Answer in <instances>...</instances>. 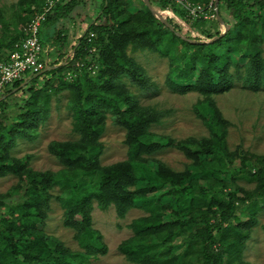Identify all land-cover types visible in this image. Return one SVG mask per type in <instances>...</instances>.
Returning a JSON list of instances; mask_svg holds the SVG:
<instances>
[{
    "label": "trees",
    "instance_id": "trees-1",
    "mask_svg": "<svg viewBox=\"0 0 264 264\" xmlns=\"http://www.w3.org/2000/svg\"><path fill=\"white\" fill-rule=\"evenodd\" d=\"M45 1L36 12L41 11ZM221 2L225 3L234 25H229L222 36L210 41L220 34L221 24L216 17L213 19L215 31L208 28L205 19L190 22V29L197 34L192 37L190 30L182 31L172 17L166 16L174 29L185 37L182 38L153 16L142 0L145 13L156 26L155 35L177 40L185 48H198L190 55L184 52L181 58L178 78L179 85L185 89L198 87L213 92L229 87L225 69L228 52H222L223 44L229 47L230 41L234 45L243 43L248 49L252 48L257 57L255 24L259 22L256 19H264V0H218V12L222 17ZM150 3L158 11L169 5L168 0H150ZM79 4L80 0H59L47 12L39 28V40L42 45L52 48L51 53L55 54L45 66L49 69L15 82L13 89L6 92L7 96L26 81L27 86L40 79L44 85L59 80L57 89L67 87L73 91V129L80 133V139L49 144L50 152L64 165V169L56 173L35 171L17 160L5 162V157L0 156V176L16 174L23 182L21 191L17 190L12 198L8 197L7 202L0 199V207L5 206V212H0V264H85L90 256L104 252L101 235L91 226L93 201L101 209L113 205L119 216L134 204L149 212L148 216L131 223L134 234L118 247L135 264H249L240 258L248 229L240 226L241 216L246 217L245 223L254 221L258 201L264 202V157L252 162L251 155L244 154L239 158V166L234 167L233 156L228 152L224 139L225 128L219 123L214 108L206 104L202 111L206 114L210 137L204 138L197 149L189 148L183 142L178 145L189 157H195L191 168L179 174L171 172L163 164H159L156 170L148 169L143 156L154 153L170 140L160 139L149 130L150 125L158 121L153 108L139 106L125 89L114 85L113 76L117 71L114 67L126 68L133 81L146 90L156 86L148 83L142 70L123 56L119 47L130 38H124L119 31L110 0H101L95 20L87 24L74 45L66 48L68 39L62 31L61 21L72 18ZM256 6L258 14L248 19V10ZM171 9L184 16L181 9L174 6ZM100 15L109 21L97 22ZM90 32L94 37L88 41ZM24 36L25 32L0 44V57ZM195 59L203 62V68L197 81L189 84ZM77 62L84 65L79 68ZM91 64L95 67L89 69ZM68 71L76 73L73 81L66 79ZM255 72L253 70V75ZM28 89L33 93L31 86ZM3 99L0 98V131L4 129L2 114L6 108ZM106 111H110L116 123L126 130L127 159L101 165L98 161L101 150L98 137L104 127ZM35 114L30 113V121ZM203 154L205 158H202ZM247 159L250 164L245 163ZM237 178L254 181L256 185L252 190H243L237 186ZM166 183L172 190L168 203L162 205L159 190ZM54 185L62 191L64 223L76 229L75 239L82 251H72L38 229L46 215L50 197L48 190ZM75 215L80 216L79 221L74 219ZM164 215L168 218L163 219ZM262 229L264 232V225ZM180 236L182 240L175 244L174 240ZM178 248L181 250L176 252Z\"/></svg>",
    "mask_w": 264,
    "mask_h": 264
},
{
    "label": "rangeland",
    "instance_id": "rangeland-1",
    "mask_svg": "<svg viewBox=\"0 0 264 264\" xmlns=\"http://www.w3.org/2000/svg\"><path fill=\"white\" fill-rule=\"evenodd\" d=\"M44 1L0 0V44H5L25 32L37 7ZM110 1L114 20L119 23V31L125 36L124 38H130L124 40L122 47H119L122 48L123 56L137 69L142 70L144 79L156 87L144 89L138 82L133 81L126 68L121 69L118 65L114 67L117 70L113 76L114 85L125 89L139 106L153 108L157 113L158 121L152 123L149 130L160 139L170 140L169 144L154 153L143 156L146 159L145 166L156 170L159 164H163L176 174L186 173L191 168V164L196 161L195 157H189L178 145L183 142L189 148L197 149L204 138L210 137V128L205 121L206 114L202 111L206 104L214 108L216 115L219 116V123L225 128L224 139L228 152L233 156L234 167L239 166V158L244 154L251 155L252 162L257 158H263L264 25L262 23L264 24V19H256L259 22L255 24L258 34L255 46L257 57L253 49H248L243 43L234 45V42L230 41L229 47L223 44L222 52H228L225 69L229 87L207 92L198 87L185 89L179 85L178 74L184 52L190 55L198 48H185L177 40L171 41L164 35H155L156 26L145 13L142 0ZM200 1L209 3L211 0ZM100 3L101 0H80L73 17L61 21L62 31L68 39L66 48L71 47L72 41L76 42L87 24L95 20ZM220 12L225 25H234L224 2H221ZM248 12L247 18H254L258 14V6L251 7ZM99 21L108 22L109 18L100 15L97 22ZM207 21L208 28L215 31L213 18ZM211 23L213 25H210ZM176 24L182 31L187 30L184 23L176 22ZM219 28L220 33L223 32L224 26L220 25ZM133 37L135 41H132ZM201 39L209 42L203 37ZM51 52L52 48L49 58H46L48 63L55 57ZM110 59L112 61V57ZM202 68L203 62L195 59L193 78L189 84L197 81ZM253 70H256L254 75ZM59 83V80H53L44 85L40 79L27 86L24 84L21 91L7 99L2 114L4 129L0 131V156L5 157V162L11 159L21 161L35 171L56 173L64 169V165L50 152L48 146L53 141H78L80 133L73 129L74 115L71 107L73 91L67 87L57 89ZM30 86L33 93L28 89ZM30 113H36L32 121L29 119ZM125 133V128L116 123L115 116L110 111H106L104 127L98 137L101 144L98 161L101 165H110L127 159ZM202 158H205V154ZM245 163L250 164V160L247 159ZM236 183L243 190H252L256 185L254 181L249 182L245 178H237ZM22 185L23 182H20L16 174L1 175L0 199L7 202L8 197L12 198L17 190L21 191ZM171 190L172 187L168 183L159 190L161 194L159 200L162 205L168 203ZM48 192L50 197L46 215L43 222L38 225V229L48 238L58 240L64 247L72 251H82L75 239L76 229L64 223L65 209L60 199L61 189L58 185H54ZM196 192L195 190L194 193ZM258 204L254 221L245 223L246 217L241 216L240 226L248 229L243 239L240 258L249 264H264L262 229L264 202L260 200ZM0 212H5V206L0 207ZM90 215L91 226L100 233L105 251L90 256L85 264H135L129 261L118 247L122 241L134 234L131 223L137 218L148 216L149 212L140 205L134 204L123 216H119L113 205L101 209L97 202L93 201ZM162 218L168 217L164 215ZM74 219L79 221L80 216L75 215ZM182 238V236L177 237L174 243L179 244ZM180 250L178 248L176 252Z\"/></svg>",
    "mask_w": 264,
    "mask_h": 264
},
{
    "label": "built area",
    "instance_id": "built-area-1",
    "mask_svg": "<svg viewBox=\"0 0 264 264\" xmlns=\"http://www.w3.org/2000/svg\"><path fill=\"white\" fill-rule=\"evenodd\" d=\"M59 0H46L40 12H35L25 28V36L14 42L10 50H6L0 57V98H3L5 93L13 89L15 82H21L27 79L30 75L41 72L48 64L47 57L51 48L42 45L39 40V28L48 11ZM150 1V0H149ZM156 1V0H151ZM169 5L165 6L163 10L158 11L162 16L172 17L174 21L184 23V27L190 30V34L194 37L197 34L190 29V22L196 19H214L216 14L214 12V0L209 3L195 2L193 0H168ZM151 4V3H150ZM171 6L177 7L184 12V16L174 13ZM165 16H163L165 18ZM166 19V18H165ZM182 20V22H181ZM176 22H174L176 24ZM186 23V24H185ZM94 37V33L90 32L87 40L90 41ZM94 51V49H91ZM84 65L83 62L76 63L79 68ZM94 64L89 66V69L94 68ZM76 73L68 71L66 79L73 81ZM22 83L21 87H24ZM20 91V90H17ZM4 100V99H3ZM5 101V100H4ZM2 108L0 106V113Z\"/></svg>",
    "mask_w": 264,
    "mask_h": 264
},
{
    "label": "water",
    "instance_id": "water-1",
    "mask_svg": "<svg viewBox=\"0 0 264 264\" xmlns=\"http://www.w3.org/2000/svg\"><path fill=\"white\" fill-rule=\"evenodd\" d=\"M144 4L147 6V8L151 11V13L153 14V16H155L156 18H158L166 27H168L171 31H174L175 34L177 36H180L182 38H185L182 36V34H180L179 32H177L173 25L170 24L156 9H154L152 7V5L150 4V1L149 0H143ZM218 0H214V4H213V7H214V12L216 14V19L218 20V22L224 26V30L223 32H221L219 35L217 36H214L210 41H214L216 40L217 38H219L220 36H222L228 29H229V25H225L224 22H223V19L222 17L220 16L219 12H218ZM49 68H45L43 69L41 72L37 73V75H40L41 73L45 72L46 70H48Z\"/></svg>",
    "mask_w": 264,
    "mask_h": 264
},
{
    "label": "crops",
    "instance_id": "crops-1",
    "mask_svg": "<svg viewBox=\"0 0 264 264\" xmlns=\"http://www.w3.org/2000/svg\"><path fill=\"white\" fill-rule=\"evenodd\" d=\"M65 1H66V0H65ZM73 43H75V42H74V41H72V43H71V44L73 45ZM69 45H70V44H69ZM26 82H27V81H26ZM26 82H25V83H26ZM18 88H19V89H17V88H16V89H14V90H13V91H12L10 94H9V93H7V96H6V93H5V95L3 96V98H4L5 102H7V99H8V98H9L11 95H14L15 93H17V92H18L17 90H20V91H21V90H22L24 87L22 88V87L20 86V87H18Z\"/></svg>",
    "mask_w": 264,
    "mask_h": 264
}]
</instances>
